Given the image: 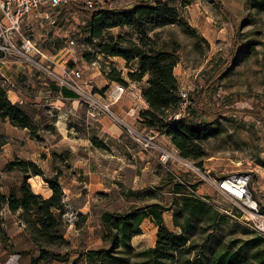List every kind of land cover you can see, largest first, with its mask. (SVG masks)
I'll return each mask as SVG.
<instances>
[{
  "label": "rangeland",
  "instance_id": "374dc122",
  "mask_svg": "<svg viewBox=\"0 0 264 264\" xmlns=\"http://www.w3.org/2000/svg\"><path fill=\"white\" fill-rule=\"evenodd\" d=\"M109 1L95 2L104 5ZM157 1L165 2L175 12V23L163 26L146 23L142 27L113 25L102 28L100 36L93 39L83 27L85 20L73 15V18H61L65 25L61 41H39L50 55L65 47L66 39L75 40L67 67L83 72L79 83L83 94L57 98V85L48 79L45 85L36 84V87L15 82L13 90L21 93L15 102L6 92L7 100L21 104L32 116L33 129L32 132L20 129L0 119V192L7 197L12 192L19 195L17 189L26 178L31 190L41 198L52 193L47 184L50 180H57L62 190L63 211L59 218L66 243L43 248L63 258L36 264H87L82 255L87 249L106 246L99 218L102 211L122 213L148 204L170 206L169 183L174 178L194 187L196 195L213 204L224 216L214 229V239L209 238L213 229L202 226L205 230L201 232L202 239H209L206 247H202L206 264L222 244L257 235L245 225L241 204L215 190L204 176L217 179L236 171L251 172L252 193L264 213V10L255 8L254 0H148L152 5ZM102 22L111 23L107 18ZM31 36L37 39L36 35ZM101 43L130 51L139 47L146 52L160 49L174 52L177 60L174 75L179 90L188 96V106L217 65L227 61L232 47L240 43L242 51L232 67L218 79L200 105L219 113L213 134L199 142V148H193L203 154L200 159L184 158L165 131L155 130L157 144L176 151L184 160L163 164L154 149H142L125 132L121 125L124 123L139 130L147 127L117 116L111 109L127 108L130 98L132 104L144 107L142 91L148 75L138 82L132 81L129 72L139 70L138 59L126 61L120 56H107L101 52ZM113 68L120 72V81L108 77ZM21 75L24 77L25 73ZM24 78L19 81H25ZM114 83L138 90L141 99L134 98L127 90L120 100L112 102L108 93ZM47 93L50 99L42 96ZM91 99L99 106L92 105ZM90 106L99 111L98 116L87 114ZM101 106H108L118 119H113ZM18 161L34 164L38 174L30 166L25 173L21 172ZM190 163L198 170L189 167ZM163 216L168 229L179 232L173 227L171 211ZM1 230L7 239L6 245L0 242V264H30L39 257L41 249L35 245L36 234L21 209L10 212L7 206L0 207ZM141 232L132 238L133 247L137 250L154 247L155 226L144 221ZM239 246L240 241L234 249ZM245 254L248 258L250 250Z\"/></svg>",
  "mask_w": 264,
  "mask_h": 264
},
{
  "label": "trees",
  "instance_id": "16d2710c",
  "mask_svg": "<svg viewBox=\"0 0 264 264\" xmlns=\"http://www.w3.org/2000/svg\"><path fill=\"white\" fill-rule=\"evenodd\" d=\"M252 5L264 10V0H254ZM127 8L131 9L126 10ZM63 10L61 18H73V15H76L84 19L83 27L89 31L93 39L100 36L102 28L113 25L128 24L142 27L147 23L152 26H163L177 21L175 12L162 1L152 5L148 0H110L94 8H88L79 2H71ZM104 18L111 23H103ZM99 47L103 54L110 57L120 56L126 61L132 58L138 59L139 70L129 72L132 81L138 82L144 75H148L147 86L142 91L147 107L140 110V125L156 131H165L181 156L187 159H200L203 154L195 152L193 148H199V142L213 134V127L219 115L217 111L206 110L200 105L206 100L218 79L232 67L242 51L240 43L232 47L231 56L226 59L227 61L217 65L213 75L196 94L192 104L186 108L187 116L174 121L169 118L174 115L181 101L178 82L174 75V66L177 62L174 52L163 49L146 52L139 47H134L130 51L107 43H101ZM108 77L120 81V72L113 68ZM6 90L0 82V119L8 120L13 126L26 128L32 132V116L21 104L7 100ZM17 165L23 173L26 172V167L30 166L35 170V175L38 174L34 164L18 161ZM47 184L52 190L47 198L35 194L27 178L17 189L19 195L12 192L7 197L0 192V207L7 206L10 212L21 209L36 234L35 245L41 249V252L37 259L30 261V264L48 260L58 261L63 258L59 253L55 254L43 248L44 245L66 243L59 218L63 211L62 190L57 180H50ZM169 184L172 186L170 206L148 204L122 213L102 211L99 218L103 233L102 241L106 246L102 249H88L82 254L85 262L87 264H177L178 262L206 264L203 260L202 247H206L209 239H202L201 232L205 231L202 226L213 229L209 238L214 239V229L224 216L220 215L213 204L196 195L194 187L185 186L177 178L171 180ZM164 211H171L173 227L178 228L179 232L175 233L165 225L162 216ZM146 219L157 228L155 245L137 250L131 244V240L142 233L141 224ZM196 229L197 233L192 234ZM6 239L1 230L0 242L3 245H6ZM238 241L240 246L235 250ZM246 250L251 252L248 258L245 254ZM207 264H264V240L258 235H251L244 240L237 239L222 244L220 249L208 258Z\"/></svg>",
  "mask_w": 264,
  "mask_h": 264
},
{
  "label": "built area",
  "instance_id": "2783aa9c",
  "mask_svg": "<svg viewBox=\"0 0 264 264\" xmlns=\"http://www.w3.org/2000/svg\"><path fill=\"white\" fill-rule=\"evenodd\" d=\"M96 0H0V65H15L20 71H27L29 74L38 75L52 80L58 87V94L61 97V91L70 89L76 94H83L84 89L81 87L80 80L83 72L74 67H67L68 61L72 58L70 54L73 51L75 40L66 39V46L58 49L56 53L47 54L41 48L40 42L60 40L64 28L61 22L64 7L71 2H79L88 8L96 7ZM32 32V33H31ZM79 32V29L76 30ZM35 33V34H33ZM31 35H36L37 39ZM69 35H67L68 38ZM63 41V40H62ZM42 73L41 74H39ZM1 85L9 90H13L14 83L6 79L0 71ZM134 88V87H131ZM136 99H141L139 92L136 94L134 89L126 88L120 83H114L108 93L112 102L121 99L125 92ZM181 101L176 107V112L169 118H185L187 116L186 108L188 107V96L180 90ZM62 98V97H61ZM63 99V98H62ZM92 105L99 106L94 100ZM91 107V106H90ZM105 111L110 113L108 106H101ZM142 108L138 104H132L126 110L127 117L137 118ZM87 114L91 117L99 115V111L89 108ZM112 118L118 119L110 113ZM120 120V119H119ZM125 132L137 142L144 150H155L160 162L167 164L169 161L181 160L176 151H170L159 146L156 142L157 133L150 128L139 130L131 125L121 124ZM189 167L195 168L191 163ZM215 190L221 192L228 199L239 202L242 206V219L246 226L253 229L255 233L264 239V213L260 209L257 199L252 193V173L240 172L228 173L221 175L217 179L204 176Z\"/></svg>",
  "mask_w": 264,
  "mask_h": 264
},
{
  "label": "crops",
  "instance_id": "0c3cea01",
  "mask_svg": "<svg viewBox=\"0 0 264 264\" xmlns=\"http://www.w3.org/2000/svg\"><path fill=\"white\" fill-rule=\"evenodd\" d=\"M114 58H116V57H114ZM110 59V58H109ZM0 71L2 72V74H3V76L6 78V79H8V80H10V81H12L13 83H14V86H15V84L17 83V84H20V85H28V86H32V87H36L37 85L36 84H43V85H45V83H44V81H43V77L42 76H38V75H33V74H29L27 71H20L15 65H13V64H8V65H6V66H3V65H0ZM25 73V76L24 77H27L26 79L23 77V75H21V74H24ZM127 77V76H126ZM19 78L20 79H22V78H24V80L25 81H23V82H21V81H19ZM27 80V81H26ZM41 80V82H38V81H40ZM145 80H147V79H145ZM37 81V82H36ZM16 82V83H15ZM146 82V81H145ZM146 86H147V83H146V85H144V88H146ZM57 91H58V87H57ZM40 93V92H39ZM20 95H21V93L19 94V92H17L16 93V91H14V90H9V92H8V98L11 100V101H13V102H15L16 100H18V98H20ZM40 95V94H39ZM75 95H76V93L75 92H73L72 90H68V89H63L62 91H61V97L63 98V99H69V98H74L75 97ZM14 98L15 97V99H12V97ZM43 97H50V95H48V93L47 94H43L42 95ZM39 97V96H38ZM56 97L57 98H60V99H62L60 96H59V94L56 92ZM35 98H37V97H35ZM144 98V97H143ZM50 99V98H49ZM24 101V100H23ZM143 103H144V107H142V110H144V108H146L147 107V105H146V102H145V100L143 99V101H142ZM130 105H132V101H131V98H130V101H129V103H128V106H127V108H114V109H111L112 110V112L115 114V115H117V116H120V117H122V118H124V119H127V120H131V121H133L134 120V122L137 124V125H140V123H139V121H138V119L137 118H133V117H127V114H126V110L128 109V107L130 106ZM150 153V152H149ZM36 188H39V186H35ZM35 193H37V194H39L38 192H36L35 191ZM51 195V193H49L46 197H49ZM165 212H167V211H164L163 212V214H162V216L164 215V213ZM168 212H170V211H168ZM163 218H164V216H163ZM150 221L149 219H146V220H144V221ZM143 221V222H144ZM153 224V223H152ZM154 225V224H153ZM155 229L157 230V228L155 227ZM18 232H20V229L19 230H17L15 233H18ZM88 250V249H87ZM86 250V251H87ZM17 263V262H16Z\"/></svg>",
  "mask_w": 264,
  "mask_h": 264
}]
</instances>
